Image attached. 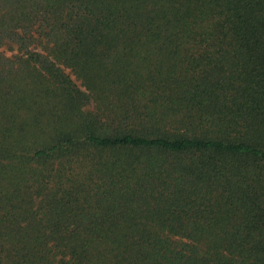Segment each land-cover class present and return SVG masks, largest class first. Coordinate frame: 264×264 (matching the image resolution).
I'll return each instance as SVG.
<instances>
[{"label": "trees", "instance_id": "trees-1", "mask_svg": "<svg viewBox=\"0 0 264 264\" xmlns=\"http://www.w3.org/2000/svg\"><path fill=\"white\" fill-rule=\"evenodd\" d=\"M2 47L0 264H264V0H0Z\"/></svg>", "mask_w": 264, "mask_h": 264}, {"label": "rangeland", "instance_id": "rangeland-1", "mask_svg": "<svg viewBox=\"0 0 264 264\" xmlns=\"http://www.w3.org/2000/svg\"><path fill=\"white\" fill-rule=\"evenodd\" d=\"M8 48V47H7ZM6 47H2V48H0V52L1 53H3V57L4 58H9V59H16V58H14V52H15V50H8ZM21 54V53H20ZM64 72L66 73V74H69L74 80H75V82L79 85L80 84V80L79 79H77L74 75H73V73H72V71L69 69V68H64Z\"/></svg>", "mask_w": 264, "mask_h": 264}]
</instances>
